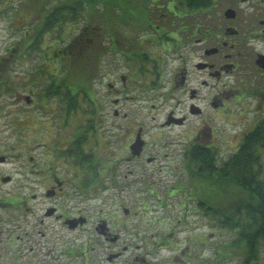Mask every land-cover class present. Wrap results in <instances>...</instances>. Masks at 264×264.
Masks as SVG:
<instances>
[{"label":"flooded vegetation","instance_id":"1","mask_svg":"<svg viewBox=\"0 0 264 264\" xmlns=\"http://www.w3.org/2000/svg\"><path fill=\"white\" fill-rule=\"evenodd\" d=\"M135 2L143 7V15L137 17L142 24L128 23L120 26L121 32L110 33L108 51L98 59L90 88L73 97L76 110H68L74 85L66 79L69 64L42 65L36 72L42 71L39 76L44 79L37 80L33 73L27 80L20 39L8 48H13L18 74L10 90L0 87V99L4 98L0 120L7 119L0 127V264H116L124 258L121 264H156L150 258L159 249L174 251L178 242L185 247L161 264L233 263L225 255H206L212 247L208 233L184 241L174 235L193 213L189 206L197 209V229L207 228L213 235L211 221L203 217L183 184L191 180L186 164L194 154L220 152L225 135L215 123L231 119L229 101L245 110L246 101L255 102L253 119L244 124L233 149L264 119V0ZM79 25L70 28L73 36L79 34ZM69 42L68 37L55 40L57 61L65 56ZM167 61L175 64L168 73ZM64 69L61 80H48ZM235 78L232 87L229 80ZM100 87L108 91L111 113L102 112ZM139 98L175 105L151 131L143 117L123 108ZM4 108L14 109L3 113ZM176 129L184 130L173 140L165 139ZM169 143L181 158L182 171L175 172L177 179L161 197L147 184L149 173L155 171L145 165L155 166L160 158L151 146ZM137 182L158 197L161 207L164 199L180 196L184 216L171 223L170 231L162 224L165 233H160L149 231L126 204L118 209L101 207L95 210L101 217L94 230L107 247L95 252L96 245L103 244L90 232L83 238L91 218L80 202L90 197L103 196L105 201L130 197ZM244 260L237 256L235 261L244 264Z\"/></svg>","mask_w":264,"mask_h":264},{"label":"trees","instance_id":"2","mask_svg":"<svg viewBox=\"0 0 264 264\" xmlns=\"http://www.w3.org/2000/svg\"><path fill=\"white\" fill-rule=\"evenodd\" d=\"M19 1L15 6V0H0V5L6 3L8 11L14 13L20 56L22 62L28 65L22 72L27 80L32 78L33 73L37 74V80H42L44 78L39 75L44 73L36 72L38 67L69 64L71 67L66 79L74 81L73 92L68 94L69 111L76 110L71 105L73 97H77L82 89L88 91L87 88H90L98 59L108 51L110 33L114 29L121 32L120 26L128 23L142 24L137 17L143 15V7L135 0ZM22 8L34 11L29 22L17 21ZM79 24L80 32L73 36L74 28H70ZM24 26H27L25 31ZM62 37L70 38V42L63 49L65 56L57 61L59 51L54 48V42ZM12 49L0 56V81L13 82L0 83V87L9 90L14 87L18 74L13 65ZM64 71L58 70L57 75H49L48 80H61ZM186 169L191 180L183 184L184 191L191 193L190 197L201 208L203 217L211 221L215 234L222 232L227 237L217 246L220 251H227L221 255L229 258L243 256L244 264H264V257H261L264 249V119L244 134L236 152L226 160L220 162L214 149L201 150L190 158ZM167 200L163 201V206H167Z\"/></svg>","mask_w":264,"mask_h":264},{"label":"rangeland","instance_id":"3","mask_svg":"<svg viewBox=\"0 0 264 264\" xmlns=\"http://www.w3.org/2000/svg\"><path fill=\"white\" fill-rule=\"evenodd\" d=\"M19 0H15V6H18ZM137 3V2H136ZM136 5V4H133ZM14 13L11 11H8L6 7V3L0 5V56L4 55L8 48L11 47L15 41V39L19 36L15 34V26L16 21L13 20ZM34 15L33 10H29L26 8H22L20 11V18L17 20L20 23L29 22ZM80 26V25H79ZM27 29V26H24L23 31ZM250 60L248 59V62ZM175 66L174 62L167 61V73L170 72L171 68ZM23 70V69H22ZM109 78V77H106ZM105 78V79H106ZM246 80V78H245ZM237 81V79L229 80L230 86L235 87L234 83ZM238 87H241L243 84L241 80L237 82ZM99 95L103 98V105H102V112H112L113 107L111 106L110 98L107 96L108 91L104 87H100ZM139 93H133V95H138ZM3 99H0V102H3ZM253 101V100H252ZM153 105L155 106L153 108ZM175 103H169L165 101H161L160 99L155 100L153 103L148 102L144 100L143 98H139L136 101H131L129 103H125L123 105V108L127 111H131L133 114H138L139 116L143 117V122L147 128V130L154 131L155 126H157L164 117L165 113L174 106ZM230 109H231V119H229V122L226 123H215L220 129V131L225 135L224 141L222 142V147L219 152V161L225 160L233 151L236 152L237 149H233L232 147L238 143V134L241 132V130L244 129V124H250L252 117L254 116V107L255 102L246 101L245 107L246 110L241 107V105L236 104L235 101L230 100L229 101ZM1 106V103H0ZM22 108L24 106H21ZM14 109V108H13ZM13 109L4 108L2 110L3 113L11 112ZM248 109V111H247ZM178 111L181 113V111L178 108ZM247 111V113H246ZM208 112L210 110L208 109ZM212 114L214 112L212 111ZM155 118V119H153ZM7 121L6 118H1L0 120V127H3V123ZM199 122V120H196ZM236 122V124L232 122ZM11 126V125H9ZM184 129H176L171 130L166 133L165 139L173 140L176 138L178 134H180ZM56 132V131H54ZM164 141V140H163ZM151 150L154 149L155 154L159 155V161H162V165H159V161L154 165L146 164L145 167L149 170L154 169L155 173H149V177L151 178L149 182L147 183L150 185L154 191H156L161 197L165 195V188L172 186L174 181L177 179L175 172L179 173V171H182V165H181V158L178 155V152L174 150L175 146L172 143L160 145L157 147H153ZM223 149V150H222ZM233 152V153H234ZM150 153V152H149ZM168 155V156H167ZM162 167V168H161ZM182 174V172H181ZM131 179V177H129ZM130 181V180H128ZM190 187L191 185L188 184ZM141 188V190H138ZM189 189V188H188ZM188 191V190H187ZM188 194V193H187ZM106 195H104L105 197ZM165 200V199H164ZM160 200H158V197L150 196L148 194V191L144 188L143 184L141 182H137L135 184H132V190H131V196L130 197H121L118 196L113 200H103V196H100L98 198H85L84 201L80 202V208H83L86 211V214H89V217L91 218L90 224L85 228L87 232H85L84 239H87V233L92 234V239H97L98 241H101L103 245H96L95 252H99L100 248H106L107 246L104 244V239L101 238L98 233L94 230V225L97 222V219L100 218V215H96L95 210L99 208H115L118 209L123 204H126L127 207L132 209L134 212H137L142 218V221H140L141 224H145L149 226V231L151 232H164L163 231V225H166L167 230L171 229V223L173 225L177 224L178 217L182 218L184 216L182 208V198L180 196H173L167 200L166 205L164 207L159 206ZM106 203V204H104ZM109 203L111 205H109ZM191 211H193L192 214H189V216H186V223L182 224L177 228V233L174 235L179 240H185L188 236L191 235H197V234H205L208 233L207 240L210 241L212 244L211 250L209 253H207V256L216 257L220 254H226L227 251L223 250L219 252L220 254H217V250H219V247H217L221 242H224L227 240V237L225 234H221L220 232L218 235H215L216 230L213 229V235L210 236L209 231L207 228H201L197 229L198 223H199V216L195 215L197 209L193 206L188 207ZM148 209V210H146ZM104 217H106V214H104ZM204 222V220H202ZM152 225V226H150ZM170 231V230H168ZM210 239V240H209ZM185 247V244H180L178 242L177 245H175V250H163L159 249L157 253L152 256L151 261L153 263H162L163 260L170 259V256L172 255H178ZM149 248V247H148ZM151 248H149L150 250ZM233 251H236V249H232ZM134 251H131L132 254ZM237 252V251H236ZM229 254V253H228ZM261 257H264V249L262 252ZM129 257L128 255L126 258ZM236 257H232V262H229V264H236ZM126 260L125 258L117 261L116 264H121L123 261ZM103 264V263H102ZM134 264V263H132Z\"/></svg>","mask_w":264,"mask_h":264}]
</instances>
